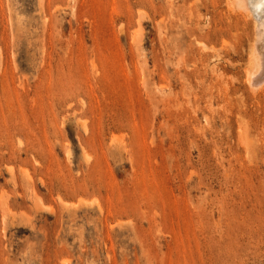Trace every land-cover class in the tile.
<instances>
[{
    "label": "rangeland",
    "instance_id": "rangeland-1",
    "mask_svg": "<svg viewBox=\"0 0 264 264\" xmlns=\"http://www.w3.org/2000/svg\"><path fill=\"white\" fill-rule=\"evenodd\" d=\"M229 16L0 0V264H264V89Z\"/></svg>",
    "mask_w": 264,
    "mask_h": 264
},
{
    "label": "bare ground",
    "instance_id": "bare-ground-1",
    "mask_svg": "<svg viewBox=\"0 0 264 264\" xmlns=\"http://www.w3.org/2000/svg\"><path fill=\"white\" fill-rule=\"evenodd\" d=\"M224 2L229 12L242 18V23H230L233 17L229 16L230 20L224 27L233 30L239 41L241 37L247 39L249 60L245 69L246 84L250 93L258 94L264 89V0H224ZM197 43L206 45L205 41L201 40Z\"/></svg>",
    "mask_w": 264,
    "mask_h": 264
}]
</instances>
